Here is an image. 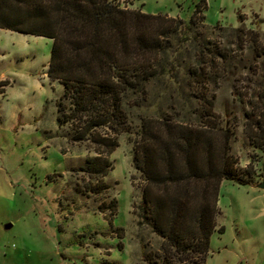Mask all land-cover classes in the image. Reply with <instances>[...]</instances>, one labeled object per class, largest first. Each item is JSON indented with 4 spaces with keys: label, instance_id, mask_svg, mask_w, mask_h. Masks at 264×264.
<instances>
[{
    "label": "rangeland",
    "instance_id": "obj_1",
    "mask_svg": "<svg viewBox=\"0 0 264 264\" xmlns=\"http://www.w3.org/2000/svg\"><path fill=\"white\" fill-rule=\"evenodd\" d=\"M120 1L189 20L202 0ZM198 15L205 19L197 31L227 55L210 92L216 121L231 133L237 175L251 181L221 184L205 264H264V140L255 125L264 123V0H206ZM52 45L0 29V264H165V239L142 216L146 181L135 141L141 119L159 111L203 121L201 103L187 95L131 102L107 175L90 174L97 146L90 135L78 140L76 124L59 111L64 87L47 74ZM62 103L67 113L69 101Z\"/></svg>",
    "mask_w": 264,
    "mask_h": 264
},
{
    "label": "trees",
    "instance_id": "obj_2",
    "mask_svg": "<svg viewBox=\"0 0 264 264\" xmlns=\"http://www.w3.org/2000/svg\"><path fill=\"white\" fill-rule=\"evenodd\" d=\"M205 7L202 0L184 20L129 9L120 0H0V29L52 39L47 74L64 87L59 111L76 124L78 140L90 135L97 146L87 161L90 174L107 175L131 102L142 107L187 95L201 103L203 121L159 111L158 118L141 119L135 141L136 166L146 181L142 216L165 239V264H205L221 213V184L251 183L237 175L231 133L216 121L210 84L225 76L227 55L197 31L204 28L205 16L198 14ZM255 125L264 140V123Z\"/></svg>",
    "mask_w": 264,
    "mask_h": 264
},
{
    "label": "water",
    "instance_id": "obj_3",
    "mask_svg": "<svg viewBox=\"0 0 264 264\" xmlns=\"http://www.w3.org/2000/svg\"><path fill=\"white\" fill-rule=\"evenodd\" d=\"M259 187H264V184L263 185H259Z\"/></svg>",
    "mask_w": 264,
    "mask_h": 264
},
{
    "label": "crops",
    "instance_id": "obj_4",
    "mask_svg": "<svg viewBox=\"0 0 264 264\" xmlns=\"http://www.w3.org/2000/svg\"><path fill=\"white\" fill-rule=\"evenodd\" d=\"M220 209V208H219Z\"/></svg>",
    "mask_w": 264,
    "mask_h": 264
}]
</instances>
